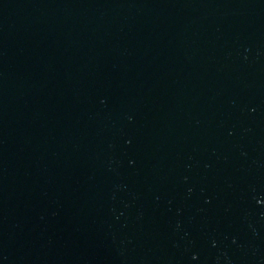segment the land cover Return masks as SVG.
Returning a JSON list of instances; mask_svg holds the SVG:
<instances>
[{"label": "water", "instance_id": "1", "mask_svg": "<svg viewBox=\"0 0 264 264\" xmlns=\"http://www.w3.org/2000/svg\"><path fill=\"white\" fill-rule=\"evenodd\" d=\"M0 264H264V0H0Z\"/></svg>", "mask_w": 264, "mask_h": 264}]
</instances>
